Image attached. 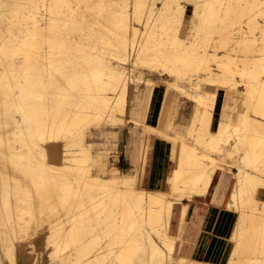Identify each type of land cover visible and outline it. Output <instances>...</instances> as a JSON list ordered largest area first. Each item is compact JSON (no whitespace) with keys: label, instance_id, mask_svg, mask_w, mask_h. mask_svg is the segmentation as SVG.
<instances>
[{"label":"bare ground","instance_id":"1","mask_svg":"<svg viewBox=\"0 0 264 264\" xmlns=\"http://www.w3.org/2000/svg\"><path fill=\"white\" fill-rule=\"evenodd\" d=\"M28 1H33L36 4L33 6L34 10L31 11L29 17L26 16L25 12ZM78 1L85 4L86 8L92 7L97 10L99 14L104 12L106 17L103 16L104 14L101 15L113 24L114 29L112 32L114 36L111 37L112 34L109 29L107 30L103 27L95 28L93 25L92 27L88 25V22L86 23L84 20L86 18L83 19V14L79 18L78 15L81 11L78 12L72 8L71 0H0V38L5 34V30L11 32V29L13 30L16 25H22L17 28L25 32L26 39L23 45L29 47L27 49L31 51L33 49L32 43L36 39L49 37L52 41L53 39L51 38L53 37H50V35H53L58 30L60 31L63 25L71 28L70 30H74V32H81L84 29L83 33L89 27L91 37L88 40L90 41L91 38L95 44H102V46L100 45L102 48L103 46L104 48L110 47L114 51L112 54L113 60L117 62L116 64L110 63L104 58H97V56L95 58L90 55L89 58L81 61L84 60L90 64L93 57L95 61L98 60V64L94 61L95 66L92 63L91 66L83 65L86 68L88 67V69L89 67L93 68L91 74L81 72L83 71L82 67V70L78 71L77 66L79 64L69 68L73 70L68 74L69 70L68 73L66 70L68 68H63L65 65L62 66V69L60 67L54 68L55 65L58 66L59 63L56 64V61L59 59L56 61L55 59L57 58L54 59V65L51 59L53 60L55 56L53 58L47 56L46 60L49 59L50 64L48 63L49 65L46 68H38L41 71H39L41 79L35 80L28 73L34 68V63L32 62H35V60L33 61L31 56L33 53L36 56V53L33 52L31 54L27 49L24 51L23 49L11 50L12 47L10 48L11 51L9 52L11 54L9 56L13 60L15 58V61H17L16 57L22 56V65L18 67V70H23L24 81L17 79L14 84H9V82L6 83L5 81V83H0V185H3L0 191L1 189L4 190L5 199L12 196L16 200H26L32 205L38 203L40 207L45 206L50 211H56L59 200L70 202L71 198L75 197V195L71 194L72 180L65 176V171L80 168L81 162L92 159L93 164L104 169L105 176L84 175L79 181L84 184L86 192H90L91 189H104L106 192H108L107 190H115V192H109L111 193L110 201L106 204V207H108L111 217L116 218L118 213L113 208L120 209L122 217V225L118 226L115 222L107 233L116 239H120L121 242H126L129 237V239L138 244L137 250L120 249L116 253V263L114 264H219L197 261L183 254L179 257L174 256L176 242H179L180 245L183 240L188 206L190 205L183 204L181 207L178 235L170 234L175 202L183 201V197H187L188 200L193 199L192 196H188L185 193L189 185L209 182L212 175L211 165H213V157L207 156L210 159L208 160L205 156H198L193 151L185 150L186 146H183L180 141L179 144H176L177 141L175 142V138L171 135L156 132L160 138L166 139L172 144L170 158L172 164L177 166L176 169L173 168L169 179L167 178L169 190H146L147 192H145L134 189L136 175L125 177L122 176L120 170H111L107 168V165H101L98 156L89 154L90 148L88 146L91 144H84V138H67L65 137L67 136L66 134L63 137L64 131L71 132L78 128V125L86 121L87 116L75 115L69 118L65 115L62 117L59 113L54 112L53 109L51 110L50 105H60L64 98L65 100L69 98L71 89H74V91L78 89L79 91L88 92H86V96H82L81 100L89 107H94V109H98L97 111L100 110L96 115L102 117L105 112L109 111V118L113 122L119 120L122 122V118H118L116 112L122 115L125 112V105H128V103L126 104L128 100L127 76L123 65L126 64L131 53L134 52L136 53L134 64L148 65L151 69L162 67L163 71L168 76L174 77L177 82L184 80L192 84L194 82L193 76L184 77L191 70L198 74L197 78L199 81L201 80L200 82L206 81L219 84V87L220 85L228 86L231 88L230 90H235L236 92L239 82L246 86L245 94L240 95L236 103L244 101L247 104V109L241 120L240 127L233 135L234 141L231 144L234 152L239 155L242 167H239L237 172L234 173L235 191L231 201L228 203V207L236 210L238 218L231 236L234 247L226 264H264V199L259 198L260 194L264 195V0H228L227 2L225 0H206L203 5H198L197 2L199 0H187L196 3L195 13L191 15L189 36L185 37L177 34L173 38V42H169V48L173 51L164 55L167 59L165 58L166 61L163 63L150 54V49L154 46L151 36L148 37L146 44L142 48L136 43V38L141 35V32H139L137 26L131 23L132 15L137 20L141 8L147 9L149 16H152L153 7L155 6L154 0L153 2L151 0H136L139 6L134 11L128 9V0ZM12 4L17 6V14H14L15 10L11 8ZM177 11L178 13H183L179 5L177 6ZM20 12L25 13L20 15L24 16L22 23L18 17ZM82 13L84 12L82 11ZM71 35H74V33ZM131 35L133 36L132 39ZM13 36L17 38L15 34ZM6 37L4 36L3 39ZM42 40L40 39V41ZM55 40L53 43H58L57 39ZM67 40L69 39L67 38ZM4 41L0 45V56L5 57V61L8 58L7 47L9 42L7 43V39ZM34 44L36 47L38 43L34 42ZM74 44L76 46L77 43L75 42ZM48 45L51 47L50 43ZM61 46L59 51L56 50L59 52H57L58 54L63 53ZM57 47L54 46V49ZM18 48L20 47L18 46ZM68 48L73 49L71 47ZM80 49L82 51V48ZM33 50L35 51V49ZM53 52L51 50V54ZM78 52L76 53L79 55L81 52ZM101 52L103 53L104 51ZM57 53L54 54L56 55ZM46 54L48 55V53ZM73 55L75 57L78 56L74 52ZM61 60L63 61V59ZM238 62L241 63L239 68L237 66ZM0 64H2V61ZM80 64L82 65L83 63ZM232 65H236L234 71ZM8 69L6 66L0 68L1 78L7 77L9 79L8 74L5 76V72ZM84 71L87 72L86 69ZM59 73H62V77L59 76ZM235 73H238L240 77L238 83L234 80ZM44 77H46V81H43ZM105 77H108V79L105 80ZM12 80L14 81V79ZM176 85L174 84V87ZM192 86L196 90L200 89L199 82L195 85L193 83ZM177 88L179 87L177 86ZM196 95L198 102L196 110L197 112L199 111L200 119L204 121L210 120L213 114L212 111L215 108L217 94L211 93V96H208L198 92ZM66 96H68L67 99ZM76 99L77 102L80 100ZM47 118L49 121H47ZM218 128L217 126L215 130H212V125H209L207 128H200L197 132L191 129L190 136L200 145L221 152V142L218 139L221 133ZM207 134L211 135L210 141L206 139ZM61 137L66 143L64 144V151L59 152L58 147L53 143ZM45 143L50 144L46 146ZM76 145L80 146L84 157L80 158L75 155L72 148ZM127 154L136 163H145V153L140 148L128 146ZM173 190L178 191L180 196H178V193V197H174L171 194ZM87 194L90 195V193H85L84 191L82 193L84 196ZM0 207L2 208L3 206L0 204ZM22 216L24 215L22 214L20 217ZM20 217L18 222L21 225L20 221L24 217ZM2 221L3 218L0 217V225H2ZM9 222L11 221L9 220ZM56 224L54 222V225ZM10 226V232L9 229L2 231V228H0V264H4L3 255L5 253L13 263L16 262V242L22 236L16 225L11 222ZM52 226L53 224L51 225L53 230V227L55 228L56 226ZM91 228L97 230L92 226L85 228V230L92 231ZM122 228H125V234L121 231ZM82 229L72 225L68 236L73 241L81 235ZM85 236L87 235L85 234ZM147 253L149 262L145 259ZM73 260L72 255H70L62 258L61 262L77 264Z\"/></svg>","mask_w":264,"mask_h":264},{"label":"rangeland","instance_id":"2","mask_svg":"<svg viewBox=\"0 0 264 264\" xmlns=\"http://www.w3.org/2000/svg\"><path fill=\"white\" fill-rule=\"evenodd\" d=\"M205 1L206 0H199L197 3L198 5H203ZM225 1L227 2L228 0ZM71 2H72V8L74 10L78 12L81 11V13L78 15L79 18H81L80 16L83 14V19L86 18L84 20L86 21V23L88 22V25H90L91 27L93 25L95 28L103 27L107 30L109 29L110 33L112 34L111 37L114 36L112 32L114 26L113 24H111V22L107 20V18H105L106 15L104 12H101L99 14L97 10L93 9L92 7L86 8L85 4L79 2L78 0H71ZM151 2H153V0H151ZM154 2H155V6L153 7L154 12L151 17L149 16L147 9L141 8L139 10L137 20L134 18V15H132L131 23L132 25L137 26L139 32H141V35L136 38V43H138L142 48L146 44L148 37L151 36L152 40L154 41V46L150 49L151 50L150 54L152 57H156L159 62L163 63L166 61L165 60L166 57H164V55L173 51L169 48L170 47L169 42H173V38L177 34L185 37L189 36L190 33L189 31L191 28V18H192L191 15H194L195 13L196 3L189 2L187 0H154ZM34 5L36 4L33 1L27 2V6L25 10L27 17H29L31 15V11L34 10L33 9ZM178 5L180 6L182 10L181 12L183 13H178L177 11ZM138 6L139 4L136 0H128L129 10L134 11ZM11 8L15 10L14 14L15 13L17 14L16 11L17 6L16 5L13 6L12 4ZM82 11L84 13H82ZM21 14L23 15L25 13L20 12L18 14L20 22L22 23L24 16H20ZM101 14L102 15L104 14L103 16L105 17H102ZM18 26L16 25V27H13V30L11 29V32L5 30V34L3 35V37L4 36L6 37V35L7 37L5 39H3V37L0 38V42H1L0 45H2L5 42L4 40L6 39H7V43L9 42L8 43L9 46L7 47L8 58H6V60L4 61L5 57L3 58V56H0V62L2 61V64H0V68H3V66L9 68L5 72L6 73L5 76L8 74L9 79L7 77L1 78L2 77L1 76L0 83L9 82V84H14L17 81V79L20 81H24V77H23L24 75L22 74L23 70L21 68H19L21 69L20 71L18 70V67L22 65V60H21L22 56L16 57L17 61H15L14 57L13 60L12 57L9 56L11 54L9 51L13 49H17V50L23 49L25 51V49L29 48L26 45H23L24 40L26 39V34L23 30L21 29H20L21 31L19 30L20 26L22 25H20L19 28H17ZM88 28H87L88 31L85 29L84 33H83L84 29L81 31L82 33L80 31L79 32L77 31L78 32L77 33L74 32V30H70L71 28L64 27L63 25L60 31L58 30L59 33L57 31L53 35H50V37H53L51 38L53 39L52 41L50 40L49 37H42L43 40L42 38H38L39 40L36 39L37 42L36 40L34 42L38 43L36 46L37 48L35 47L34 42L32 43L33 49H35V51L33 49L31 51L27 49L28 52L30 51L29 53L31 54L33 52L36 53V56H34V53L31 56L33 58V61L35 60V62H32L34 63V68L32 69L33 71L31 70L28 73V75L30 74L29 76L30 77L32 76V79L34 78L35 80L41 79L39 76L41 71L40 69L38 70V68L48 67L47 65H49L50 62L48 61L49 59L46 60L47 56H49V58H53L55 56L53 60L51 59V62L53 63L55 58H57L55 59V61L59 59L58 61H56L57 62L56 64L59 63L60 65L58 64V66H56L54 63L55 65L54 68L60 67L62 69V66L65 65L63 66V68L64 69L65 67L68 68L66 69L67 73L69 70L68 74H70L71 70H73V69L70 70L69 68L71 67L73 68L78 64H79L77 66L78 71H81L83 69V71L81 72L85 74H91L93 72L91 71L93 70V68L89 67L88 69V67L86 68L84 66L86 65L91 66V63L92 65L95 66L96 65L95 62L97 63L98 61V60L96 61L94 60V57L96 58V56L97 58L98 57L104 58L105 60H108L110 63L116 64L117 62L113 60L112 57L114 51L110 47L104 48L103 46L104 48L103 49L102 47H100V45L102 46V44L99 45L95 44L94 40L91 38L90 41L88 40L89 37H91ZM18 32H20L19 33L20 35L18 34ZM73 33L74 35H71ZM14 34L17 36V38L13 36ZM11 36L15 38L13 37L11 38ZM58 37L60 38V40ZM67 38L70 41L67 40ZM132 38L133 36L131 35V39ZM14 39L16 40L15 44L16 45L19 44L18 46L20 48H18V46L16 47V45L14 44L15 42ZM40 39L42 41H40ZM55 39H57V42L59 44L55 42L56 43L55 45V43H53V41H56ZM64 39L66 40L64 41ZM73 42L77 43L76 46ZM48 43H50L51 47H49ZM84 43H86L87 45ZM58 45L60 46L62 45L61 46V51H63L62 54H58L59 53L58 51L60 50V46ZM54 46L55 47L58 46V47L54 49ZM67 46L73 48L74 50L68 48ZM11 47L12 49L10 50ZM74 47H79V48H74ZM80 48H82V51H80L81 50ZM64 49L66 53L64 52ZM23 50L21 51L23 52ZM48 50H50V52H48ZM51 50L52 52L54 51L53 54H51ZM77 50L81 52L80 54L83 55L80 54L78 55L76 53L78 52ZM101 51H104L105 53L104 52L102 53ZM199 51H201V49H199ZM73 52L78 56L75 57L73 55ZM220 52L222 51L220 50ZM46 53H48V55ZM54 53L57 54L55 55ZM44 54L46 55L44 56ZM90 55H93L94 57L92 58L93 59L92 62H90L89 64L87 61L84 60L89 58ZM135 55L136 53L132 52L126 64L123 65L125 66V72L127 76L128 100L126 101V104L128 103V105H125V112L123 113L124 115L123 114L121 115L120 113L116 112L117 117L122 118L123 121L121 122V120H119L113 122L109 118L110 116L109 111L105 112L102 115V117L96 115V113L100 112V110L97 111L98 109H94V107L91 108V106L89 107V105H86V103H84L81 100L82 96L83 95L86 96L88 92L86 91L87 92L86 93L85 91L82 90L79 91L78 89H77L78 91L77 90L74 91V89L69 88L71 89V91H69L71 95L68 96L71 99V101L68 98V96H66V99L67 98L68 99L65 100L64 98L63 102L60 105L57 106L50 105L51 110L53 109L54 112L59 113L62 117L66 115V117L72 118L75 115H80V116H87V119L86 121L83 122V124L78 125L77 126L78 128L72 130L71 132L67 131L68 134L66 131H64L63 137L66 134L67 136L65 137L67 138L70 137L84 138V144L86 145L91 144L90 146H88V148H90L89 154H91L92 156L95 155L98 156L101 165L103 166L107 165V168L111 170L118 169L121 171L122 176L125 177L136 175V180H137L139 176L138 182H135L134 189L136 188L139 190H143L145 192L147 191L144 190L143 188V182L146 177V171L148 169L150 162L148 156L151 150V138L159 137L158 134L159 132L167 133L172 137H174L175 142L177 141L176 144H179L180 141L183 146H186L185 150L187 151L188 150L193 151L196 154H198V156L201 157L205 156V158H207V156H210L214 158L213 165H211L212 175L209 182H202L199 185H189L187 187V190H185L186 195L188 194V196H192L193 198L195 196L206 195L207 192L209 191V188L213 182L216 173L220 170L229 172L230 176L233 177V181H234L235 176L233 174V171L237 172L238 168L242 167V164L241 161L239 160V155L234 152V148L231 144L234 141L233 135L235 131L240 127L241 120L247 109L246 106L247 104L244 101L240 103L239 102L236 103L237 98L240 97V95L245 94L244 90L246 87L243 83L239 82L240 79L239 74L238 73L234 74L235 82L237 83L239 82L237 84V92H236L235 90H230L231 88L228 86L220 85L221 87L220 88L219 84L208 83L206 81L200 82L201 80L199 81V79L197 78L198 74L190 70L189 72H187V74L184 77L187 78L193 76L192 79L194 80L193 82L194 85L198 82L200 83V89L196 90L195 87L192 86L193 83L190 84L184 80L182 81L179 80L177 82L176 80H174L175 79L174 77L168 76V74H166L163 71L162 67L151 69L149 68L148 65H144L141 63L139 65L134 64ZM63 56L65 59L63 58ZM66 56H68V58H66ZM61 59H63L64 62ZM82 59L84 60L81 61ZM80 63L83 64L81 65ZM237 66L238 68L239 66L241 67V63L238 62ZM234 67L236 68V65H232L233 71L235 69ZM84 69H86L87 72H85ZM61 74L62 73H59L60 77H62ZM12 79H14V81ZM104 79L107 80L108 77H105ZM43 81H46V77H44ZM174 84H177L176 87H174ZM177 86L179 88H177ZM198 92L202 94H206L208 96H211V93L217 94L215 108L212 111L213 114L211 116V119L208 121L201 120L199 111L197 112L196 110L197 109L196 106L198 105L196 94ZM76 93H78L79 95ZM72 96L73 98H71ZM76 98H78V100L80 99L81 102L80 100L77 102ZM152 99L154 105H151ZM137 108L139 111L138 117L136 115ZM68 110L70 113L68 112ZM152 118L157 120L156 126H152V121H151ZM47 121H49L48 118ZM209 125H212V130H215L217 126L219 127L218 130L221 134L220 137H218V139L221 142V147H222L221 152L200 145L198 142H196V140L192 136H190L191 129L197 132L198 130H200V128L202 127L207 128ZM206 139L210 141L211 135L207 134ZM164 140L168 141L166 139ZM65 143H66L65 140L61 137L53 144H56L59 152L60 151L62 152L64 151ZM48 144L50 143L47 144L45 143L46 146ZM128 146L132 148L135 147L140 148L141 151L145 153V163L143 162L136 163L134 160L132 163V161L129 159L127 154ZM72 150L75 152V155H77L78 157L80 158L84 157V153L81 152V148L79 145L74 146ZM91 160L81 162L80 168L65 171V176L72 180L71 194L75 195V197L71 198L70 202L59 200L56 206V211H50V209H48L45 206L40 207L38 206V203L32 205L26 200L24 201L21 200L22 201L21 202L20 200H16V198L12 196H9L8 199L7 198L5 199L6 196L4 195V190L1 189L0 197L2 195L3 196L0 198V202H1L0 204L3 207L5 204L6 205L4 209L3 207L2 208L0 207L1 209L0 217L3 218L2 221L3 223H1L2 225H0V228H2L1 229L2 231L3 230L7 231L9 229L10 232V227H11L10 225L12 222V224L16 225L17 230L22 236L21 239H19V241L16 242V249H15L16 262L13 263L8 258V256H6L5 253L3 255L4 264H72L71 262L69 263L61 262L62 258L68 257L70 255H72V258L74 259L73 261L76 262L77 264H114L116 263V253L120 249H124V250L138 249L137 247L138 244L133 242L132 239H129V237L126 242H121L120 239H116L107 233L110 227L114 225L115 222L118 224V226L122 225V217L120 214V209L117 210L116 208H113L115 212L116 211L118 212L116 218H114L110 216L108 207H106V204H108L110 201L111 193L109 192L112 191L115 192V190H107L108 192H106L104 189H91L90 192H86V188L84 184H82L79 181L80 178H82L84 175H99L101 177L105 176L103 172L104 169L93 164ZM172 167L175 169L177 168L175 164H173ZM0 188H3V185H0ZM83 191L85 193H90V195L89 194H87L86 196L82 195ZM178 193H179L178 191H174V190L173 192L171 191V194L174 197L180 196V193L179 195ZM259 198L264 199V196L260 194ZM185 199H187V197H183V200ZM4 202L6 203L4 204ZM28 205L29 206L31 205L32 208L31 206L29 208ZM20 214L21 215L23 214L24 216L20 217L21 216ZM19 217L20 218L24 217L20 221L21 225L18 222ZM9 220L11 222H9ZM4 221L6 222L4 223ZM28 221L30 222L28 223ZM54 222H56L57 224L54 225ZM51 223L53 224V226H56L55 228L52 226L53 230L51 228L52 225ZM72 225L77 226L79 229H82L84 227L83 228L84 230L85 228L92 226L95 227L97 230L91 228L92 231L85 230L87 231L85 232L82 229L81 235L76 237L75 240L72 241V239H70V237L68 236ZM170 226L172 227V229H170V234L174 235L175 222L173 218ZM94 231L96 232V234ZM121 231L124 234L126 233L125 228H122ZM91 232L93 233L91 234ZM85 234L87 236H85ZM178 244L179 242H176V247L174 251L175 257H179L182 254L181 246L183 242H180V245ZM145 259L149 262L148 253L146 254Z\"/></svg>","mask_w":264,"mask_h":264},{"label":"crops","instance_id":"3","mask_svg":"<svg viewBox=\"0 0 264 264\" xmlns=\"http://www.w3.org/2000/svg\"><path fill=\"white\" fill-rule=\"evenodd\" d=\"M151 105H154L153 99ZM136 115L139 116L138 108ZM151 121L152 126L157 125V120L152 118ZM171 149L170 142L159 137L151 138V150L148 156L150 162L143 182L145 190H169L168 179L173 170L170 158ZM129 159L133 163V159L130 157ZM138 180L139 176L136 182ZM234 182L235 178L233 181L229 172L220 170L216 173L206 195L175 202L174 236H177L179 232L178 222L182 205H190L181 246L183 255L195 260L219 264H226L229 261L234 247L231 236L238 218L236 210L228 207L235 191Z\"/></svg>","mask_w":264,"mask_h":264}]
</instances>
